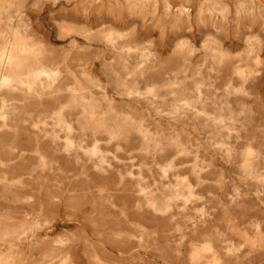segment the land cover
I'll list each match as a JSON object with an SVG mask.
<instances>
[{"label": "rangeland", "instance_id": "obj_1", "mask_svg": "<svg viewBox=\"0 0 264 264\" xmlns=\"http://www.w3.org/2000/svg\"><path fill=\"white\" fill-rule=\"evenodd\" d=\"M21 40L26 45L21 51L23 64L12 74L6 55L9 46ZM2 44L8 47L2 49ZM35 49L45 68L60 70L57 89L48 91L33 78ZM1 52L0 80L9 75L16 86L6 89L0 84V111L4 110L3 98L14 106L8 109L10 119L0 122V264H59L68 252L74 264H264V179L236 170L240 162L262 160L258 150L264 151V0H0ZM142 53L148 57L142 59ZM117 55L125 56L128 65L134 66L132 72L118 70ZM107 66L115 75L106 72ZM213 66L216 71H211ZM177 78L187 88L204 78L217 86L230 78L245 87L247 94L231 92L230 98L233 104L243 102L241 116L251 108L258 118L243 137L231 141H235L234 148L250 146L254 153L244 161L237 153L223 154L195 120L166 119L150 110L139 96L121 94L112 85L116 81L122 89L132 86L140 90ZM33 80L38 90L24 86ZM97 81L104 85V91L95 87ZM68 84L77 89L76 94L84 91L81 84L85 86L111 113L121 116L134 111L138 117L145 116L151 126L183 130L180 139L187 144L195 142L196 146L190 147L192 152L174 159L179 164L178 182L190 179L197 183V194L187 207H173L169 213H156L153 218L134 209L136 195L130 181L138 176L140 161L134 148L138 142L132 138L110 139L108 126L99 128L106 139L96 141L103 148L105 160L116 164L108 167L113 174L105 180L84 177L75 156L54 152L48 134L50 124H35L33 120L40 115L49 121L59 109L74 119L78 117L71 92L65 90ZM83 122L74 125H85ZM194 156L200 165L197 173L189 169ZM204 158L211 160L214 169L202 167ZM84 160L85 155H80V163ZM41 162H51L56 168L50 170ZM151 163L154 167L155 161ZM118 171L124 176L120 183ZM151 175L146 179H154ZM253 182L259 186L253 187ZM235 191L240 198L235 199ZM69 194L75 198H69ZM93 208L104 217L93 216ZM201 213L211 215L207 223L194 227L191 222ZM187 226L196 232H188ZM138 228L143 231L144 240L140 242L122 244L121 237L114 233L139 235ZM62 237L63 245L57 242ZM228 244L235 250L227 252ZM196 251L201 256L198 262H192L188 254L195 255Z\"/></svg>", "mask_w": 264, "mask_h": 264}, {"label": "bare ground", "instance_id": "obj_2", "mask_svg": "<svg viewBox=\"0 0 264 264\" xmlns=\"http://www.w3.org/2000/svg\"><path fill=\"white\" fill-rule=\"evenodd\" d=\"M15 31H17V30H15ZM108 33H109V35L111 34L110 30ZM245 39H247V38H245ZM6 41H9V39ZM11 42H13V41H11ZM212 43H213V41H212ZM10 44L12 45V43H10ZM3 45L4 44L1 45L3 47V48L1 47L2 49H6L5 47H8V46L4 47ZM5 45H6V42H5ZM25 47H26V45L22 43V40H21V42H18L16 45L9 46V52L6 55L7 56L6 58H7V63L9 64L10 69H11L10 71H12V74L19 72L20 71L19 69H21L20 66L23 64V62L21 60V51H23L25 49ZM29 48H31V47H29ZM218 48H220V47H218ZM33 52H37V49H35ZM32 54H33V57L35 58V60H33V61H35V63L34 62L31 63L33 78H35V80L39 81L40 84L43 86V88H45L48 91L57 89L55 82H56V80H58L57 76H58V74H60L59 73L60 70L55 69V68L54 69L45 68L40 61V57H39L40 53L38 54V52H37V55H36V53H32ZM2 55H3V52L0 53V57ZM220 55H222V54H220ZM140 56L143 59V57H146V56L148 57V54L142 53ZM145 60H147V58H145L142 62H144ZM151 61L152 60L149 59L148 62H151ZM1 64H2V61H1ZM111 64L112 63L106 64V65L110 66ZM116 64L119 66L118 67L119 71H124V72L126 70L127 71L129 70V72L133 71L134 66L130 67L128 65V62L126 61L125 56L117 55ZM108 66L106 68V72H107V70H109L108 73L115 75V72L112 70V68L108 67ZM112 66L115 67L114 65H112ZM102 69H103V67H102ZM116 69H117V67H116ZM211 71H216V68L213 66L211 68ZM120 73H122V72H120ZM139 73L140 74L142 73V69ZM84 74L85 73H83V72L81 73V75H84ZM111 74H109V75H111ZM8 76L4 77L2 81L0 80L1 87L6 88V89L15 88L16 85L14 84V81H15L14 78L10 77V76L8 77ZM184 78H186V77H184ZM242 79H243V77H242ZM35 80H33L32 82H29V83L23 82V83H25L24 86H27L28 89L33 90V91L38 90L37 82ZM206 80L207 79L204 78L200 81H195L188 88L185 87L181 83V81L179 82L178 78L177 79L163 80L156 87L152 86L153 84L152 85L149 84L150 86L145 87V88H141L140 90H133L132 86L131 87L127 86V88L123 87L124 89H122V86L120 85L121 86V88H120L119 85L116 84V81H114L115 84H112V85H114V88L117 90V92H119L121 94H126L127 96H130V97H132L133 95H135L134 97L139 96L140 100L143 103H145L147 105V107H149L150 110L154 111L155 113H162L166 119L181 121V120L189 117V118L195 120L199 124L200 128L207 131L208 134L206 137H208V139L211 141V143L213 144V146L216 148L217 151H219L223 154L237 153L238 156H240L241 160L244 161L245 158L248 157V155L253 154L255 150H253L252 147H250V146L249 147L234 148L233 144H235L234 143L235 141H231V139L237 140L240 137H243L242 134L248 128L254 127L252 124H253V122L257 121L258 117L255 116L254 110H252L251 108L249 109V111H247L246 116H241L242 115L241 112H242L243 102L238 101V102H236V104H233L230 97H231V92H234V93L238 92L240 94H247L246 88L243 86H239L238 84L232 83L230 81V78H226V82L224 84H222L221 86H217V85L212 84V83H207ZM21 83H22V81H21ZM122 83H124V82L122 81ZM94 85H95V87L100 88L101 91H104V89H105L104 85L100 84L98 81L96 83H94ZM71 86H70V84H68V86H66L65 90L68 92H71V98H70L71 102L77 108L78 117H76V119L71 117L70 113H64L61 109H59V111L58 110L55 111V113L58 111L56 113L55 117L53 115L49 116L50 117V119H48L49 121L44 120L45 117L40 116V115L36 116V118H34V120H33V122L35 124H40V125L43 123L44 124H50V126H51L50 129H48L47 126H46V128L49 130L48 134L50 133V135H51V140H52V143L54 144V152H59V154L61 153V155L63 154L68 158L75 156V158H76L75 162L77 161V163L79 164V169L81 170V175H83L84 177L90 176L93 178L94 181L105 180L113 174L112 169H110L108 167L109 166L110 167L116 166V164L109 163L108 160H105L104 154L103 155L101 154L103 148L99 144H97L96 141L106 139V137L105 138L102 137V135H104L105 132L103 130L100 131L99 128L102 125L108 126L110 129V132H109V138L110 139L116 141L117 139H122V138H132V139H134V143L138 142V145H136L134 147L135 149H137V155H138L139 161H140L138 163V170H137L138 176L136 178H132L130 181L131 185L134 186V192L136 195L134 197V205H133L134 209L135 208L139 209V211L141 212L140 213L141 215H144V213H148V216L150 218H153L156 213L157 214L158 213H164V214L169 213L170 208H173V207H177V208L187 207L190 204L193 196L197 194V190L195 189V186L197 185V183L192 182L190 179H187L182 184L178 182L179 179L177 180V177H179L180 174L178 173L177 166L179 164L176 163L174 159H175L176 155L187 154V153L192 152V150H190V147L196 146V144H194L195 142L194 143L188 142L189 144H187L184 141H182L180 139V134H181V132H183V130L172 131V130H169L170 127H162V126H160V124H158V126L157 125L151 126L150 124H148V119L145 116L144 117H138L137 115L134 114V111L123 112L122 114L119 112L121 114V116L119 114H116V113L115 114L111 113L109 111V109H107L106 106L104 107V105L101 103L100 99L96 98L97 96L95 97L93 94H90V92H88L85 89V86H83L81 84V88L84 89V91L82 93H77V94H76L77 89L74 90L75 88L73 89ZM217 89H219V90H217ZM8 101L9 100H6L3 98L2 108H4V110L0 111V120H2L0 122H3V123L6 122L7 119H10L8 109L11 107H14ZM110 102H112V101H110ZM104 104H106V103H104ZM108 104H109V102H108ZM135 108H134V110H135ZM136 110H139V109L136 108ZM117 115H119V117H117ZM157 116H159V115L157 114ZM83 121H85V125H80L78 127H76L77 125L76 126L74 125L77 122L80 123ZM108 122H113L115 124H113L112 126H109V125H107ZM235 123H238L239 126H236ZM230 124H232V125H230ZM34 126H36V125H34ZM38 128H39V126H38ZM40 128H43V127L40 126ZM237 128L240 129V132L234 133L233 131H235ZM43 132H46V131L43 130ZM39 133L40 132L36 133L37 136L40 135ZM45 135H47V133ZM88 138H91L90 142L85 143L84 140L88 139ZM110 139L109 140L107 139L108 142L109 141L112 142ZM83 141L85 144H82ZM117 150H119V149H117ZM258 153H261L263 155L262 160L261 159L254 160L253 162H249L247 164L246 163L243 164V162L242 163L240 162V163H238V165H236L237 164L236 163L235 164L236 170L241 171V175L243 172L246 174L253 173V175L258 176L259 178L263 177V179H264V151L258 150ZM80 155H85V160H84L85 162L80 163V161H79ZM113 156L114 155H112L111 157L114 159ZM106 161L109 163V164L107 163L108 164L107 166L105 165ZM152 161H155L154 167L151 166ZM42 162H43V160H42ZM58 162H60V161H58ZM190 163L191 164L189 165L190 166L189 169L191 170V172L197 173L200 169V165L198 163L197 156H194L193 158H191ZM42 165L43 166L47 165V168L50 170H54L56 168V164H53V163L51 164V162L49 164L48 163H42ZM203 166L207 167V168L213 167V169H214V165L209 158H204L202 160V167ZM44 169H46V167L43 168L42 170H44ZM118 174H119V183L123 182L124 176L122 177V175H123L122 172L118 171ZM151 174H153L155 176L154 179L147 180L146 178L149 176H152ZM245 176H247V175H245ZM130 178H131V176H130ZM68 179L72 180L73 176H68ZM0 180H2V179H0ZM66 182H67V180H66ZM251 185L256 188L258 184L257 183L255 184L253 182V183H251ZM261 187L264 188V181L261 184ZM247 188H248V186H247ZM65 191L66 190H63V192H65ZM87 191H89V189ZM66 192H68V191H66ZM234 193H235V195H234L235 199H238V197L240 198V193L238 191L237 192L235 191ZM70 194L68 195V196H70L69 198L74 199L75 195H73V194L70 195ZM98 194H99V191H98ZM87 197H90V192L86 194V198ZM232 198H233V196H232ZM233 200H234V198H233ZM110 207H111V205H110ZM115 209H116V207H115ZM221 210H223V209H221ZM101 211H103V210H101ZM91 214H93V216H95V217H97V216H99V217L103 216L104 217V214H102L101 212H96L94 210V208L91 211ZM199 215L200 216L198 217L199 218L198 220L191 222V224L193 226L198 225L199 223H207L206 220L209 218V216L211 214L201 213ZM185 229L186 230L188 229V232H196V229H193L192 227L189 228L187 226ZM135 230L139 233V235L129 233L128 235L121 236L120 231H117V230H114V233L118 234L121 237L120 239L123 241L122 244H124V242L129 243V242H133V241H138V242L143 241L144 238H143V236H141L143 231L140 228L135 229ZM185 233H187V231H185L184 234ZM65 241H67V239H65ZM57 242H59L60 244L63 245V243H64L63 237L58 238ZM90 247L92 249V252L94 253V256L99 259L98 253L96 251V248L93 246V244H90ZM158 247H160V246H158ZM176 247H177V245H176ZM241 247L242 246H240V248ZM153 248H155V247H153ZM226 250H227V252L230 253V252L235 250V247L233 246V244H228ZM200 251L202 252V250H200ZM196 252L197 253L195 255H198V256L194 255L195 252L188 254L189 259L192 262H196L198 260V258L201 256V253L199 251H196ZM156 253H157V251H156ZM135 254H137V253H135ZM70 259H71V257L69 255V252L64 253L59 264H74L73 261ZM104 264H108V263H104Z\"/></svg>", "mask_w": 264, "mask_h": 264}]
</instances>
